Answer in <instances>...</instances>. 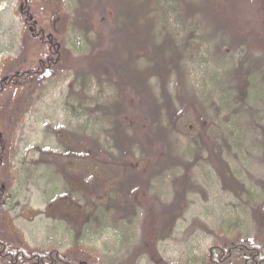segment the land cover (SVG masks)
Here are the masks:
<instances>
[{
  "label": "rangeland",
  "instance_id": "obj_1",
  "mask_svg": "<svg viewBox=\"0 0 264 264\" xmlns=\"http://www.w3.org/2000/svg\"><path fill=\"white\" fill-rule=\"evenodd\" d=\"M211 1L234 33H214L215 64L202 74L205 48L183 51L181 73L161 82L154 72L145 98L127 79L144 20L129 27L119 0H35L40 26L55 21L69 63L10 97L23 111L4 137L9 234L98 264H207L214 244L264 237V0ZM20 5L0 0V78L21 58L36 64L35 49L24 54ZM168 24L158 42L173 31ZM88 54L111 72L89 71ZM118 115L151 134V159L136 143L134 155H121ZM133 177L145 184L130 194ZM240 256L232 264H244Z\"/></svg>",
  "mask_w": 264,
  "mask_h": 264
},
{
  "label": "trees",
  "instance_id": "obj_2",
  "mask_svg": "<svg viewBox=\"0 0 264 264\" xmlns=\"http://www.w3.org/2000/svg\"><path fill=\"white\" fill-rule=\"evenodd\" d=\"M119 1L121 2V11H119V15L124 18V20H130L129 27L136 26L138 20V22L144 20L142 28L140 26L137 30V36L135 38L133 37L135 45L132 47L131 55H129L127 60V64L131 67L127 79H129V81H137L136 83L141 89L140 93L145 98H149L152 94V87L148 82L151 81L154 72V76H158L161 82H164L163 80L168 76V73H172V71H175L177 74L181 73V52H187L188 50L201 51L205 48L204 52L201 54V56L204 57L201 63V71L203 74L204 69H208V66L215 64V57L218 56L219 49L213 45L211 41L216 34L215 32L222 26L225 28V31L227 30L232 34L230 21L217 14L218 10H216L217 8L211 0ZM20 2L21 15L25 22L28 20L26 24L29 27L23 40L24 54H26L28 48L29 50L35 49L34 52L37 58L35 65L29 64V66L26 65L24 67L21 65L24 58L17 60L15 64L20 66L14 67L15 65H12L8 68L5 75L0 78V109L5 110V113L0 110V263L98 264L88 259L73 260L69 255L58 252L57 250L31 248L20 236L9 234L5 228L6 211L4 205L6 200L9 199L10 194L5 185L7 150L4 137L9 123L23 111L19 104L15 105L14 102H10V97L13 95L14 91L22 90L26 92L29 86L34 83L37 76L39 77L42 72L49 71L51 68L63 69L69 63L68 56L64 53L58 41V35L55 31V21L51 22L49 25L40 26L34 5L35 0H20ZM169 21L174 25L173 31L171 30L170 33H167L162 42H158L157 36L165 33L164 28L166 29L167 26H169ZM205 23H211L210 25L213 26L212 29H210L211 32L208 31V27L205 26ZM157 27L160 28L159 32ZM180 31L185 32V36L182 39L178 38ZM232 35H234V33ZM230 41H232V43H237V39L233 37ZM180 42H182L181 45ZM166 48L168 54L162 52ZM152 56L158 59L157 64H154V66L150 64ZM86 58L89 60L87 63L89 71H94V73H99L101 70L105 73L111 72L109 65L104 63V61H106L104 57L96 55V58H90L88 54ZM141 58L144 62L146 61L147 66L139 64V67H137V63L140 62L139 60ZM219 69L223 73L227 71L223 68ZM202 81H205L203 75ZM225 83L227 85V82ZM27 93L28 92H26V95ZM227 95L228 92L225 97L226 101L228 98ZM202 97L206 101H214L204 94H202ZM215 102L218 104L220 103L218 100ZM122 106L123 105L120 104V109ZM109 108L114 110V106ZM122 117L123 116L118 115L116 118L115 116L116 126L114 125V141L115 145H118L119 148L121 147L119 150L121 155H134L136 153L134 150L137 149L135 147L136 143L139 145V152H146L144 155L145 158L151 159L152 153H150V151H152V146L154 145L153 137L147 130L144 131L146 132L144 136H140V122H137V120L135 121V119H143L144 114L138 113L136 115L130 125L131 129L127 128L128 126L124 124L126 122ZM148 127H150V125H148ZM128 130H131L132 135H129L130 131ZM147 148L150 149L149 152ZM223 178L226 181L225 175ZM144 181L145 180L142 178H138L137 180L133 177L132 180H130L131 187H129L128 193L133 194L139 185L143 187L145 184ZM240 255L243 256L242 262L244 264H264V237H257L248 242H229V240H226L224 243L214 244L208 249L207 264H232L233 262L240 261Z\"/></svg>",
  "mask_w": 264,
  "mask_h": 264
}]
</instances>
